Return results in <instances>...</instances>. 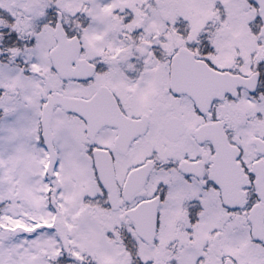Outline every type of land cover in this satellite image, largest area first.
I'll use <instances>...</instances> for the list:
<instances>
[{"label":"snow or ice","instance_id":"obj_1","mask_svg":"<svg viewBox=\"0 0 264 264\" xmlns=\"http://www.w3.org/2000/svg\"><path fill=\"white\" fill-rule=\"evenodd\" d=\"M0 264H264V0H0Z\"/></svg>","mask_w":264,"mask_h":264}]
</instances>
